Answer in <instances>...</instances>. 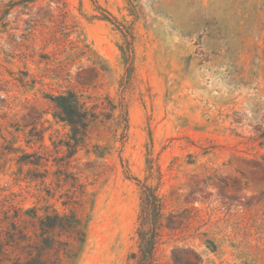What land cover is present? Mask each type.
<instances>
[{"label": "rangeland", "instance_id": "374dc122", "mask_svg": "<svg viewBox=\"0 0 264 264\" xmlns=\"http://www.w3.org/2000/svg\"><path fill=\"white\" fill-rule=\"evenodd\" d=\"M68 88L123 97L126 136L67 147ZM141 184L155 264H264V0H0V227L74 212L59 264H133Z\"/></svg>", "mask_w": 264, "mask_h": 264}, {"label": "trees", "instance_id": "16d2710c", "mask_svg": "<svg viewBox=\"0 0 264 264\" xmlns=\"http://www.w3.org/2000/svg\"><path fill=\"white\" fill-rule=\"evenodd\" d=\"M103 17L108 19V16ZM127 59L126 55L125 63ZM47 97L54 105V115L70 127L71 134L65 142L69 148H75L88 127L97 121H111L114 135L120 139L126 136L128 117L123 97L114 100L106 94L101 101L88 105L90 96L69 88ZM163 206L162 197L149 186L141 184L137 251L133 252V264H155ZM31 217L36 219V227L31 234L14 221H10L5 228L0 227V264H59L60 252L69 253L71 250L69 240H83L82 220L74 212ZM61 236L67 239L63 240ZM18 248L22 249L20 254L16 253Z\"/></svg>", "mask_w": 264, "mask_h": 264}]
</instances>
